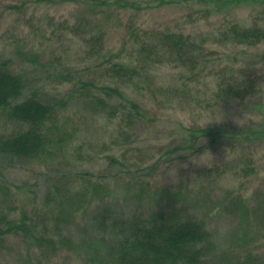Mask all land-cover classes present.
Returning a JSON list of instances; mask_svg holds the SVG:
<instances>
[{"label":"trees","instance_id":"16d2710c","mask_svg":"<svg viewBox=\"0 0 264 264\" xmlns=\"http://www.w3.org/2000/svg\"><path fill=\"white\" fill-rule=\"evenodd\" d=\"M167 2L182 9L188 5L187 17L194 14V8V15L208 17L238 4L258 6L264 12V0ZM193 2L203 6L197 8ZM82 4L78 27L84 29L77 28L92 62L88 69L103 72L106 81L82 79L63 69L56 74L54 91L33 74L41 58L40 46L30 43L25 51L17 48L14 58L24 60L20 67L15 63L18 59L0 56V113L17 127L10 135L0 136V158L10 163L48 164L71 154L81 160L84 145L76 142L78 126L68 110L72 100L82 98L93 117L115 127L102 149L105 168L99 173L50 177L51 188L40 205L37 185L11 188L0 182V246L17 239L29 259L40 252L68 257L67 264H209L215 259L226 264H264V158H258L264 153V112L249 121L240 117V124L224 117L203 119L201 125L188 124L172 114L173 100L185 94L197 98L196 88L189 86L202 81L213 85L209 98L200 100L204 111L264 110V77L252 71L264 65V54L250 59L253 64L248 67L236 62L222 68L219 51L210 50L183 28L149 27L142 22L139 17L145 9L140 3L83 0ZM116 7L139 14L138 18L131 14L134 22L126 26L129 36L113 49L107 47V35L114 27H123L109 16ZM222 25L218 36L226 47L248 50L264 45V27L258 23ZM150 68L171 73L173 126L165 140L168 143L154 147V158L144 163L137 158L140 144L142 139L147 142L144 137L155 121L142 101L149 93L155 96ZM141 127L143 132L137 134ZM158 141L156 137L153 143ZM219 147L226 151L225 162L191 168L192 158ZM172 168L177 170L175 182L160 186L159 176ZM258 182L262 187L249 195L247 185L256 187ZM224 215L239 221L241 237L236 247L222 253L217 251L219 233L214 225ZM72 222L84 226L88 222L99 234L98 240L85 243V249L94 248L89 260L80 259L79 243L84 241L70 229Z\"/></svg>","mask_w":264,"mask_h":264},{"label":"rangeland","instance_id":"374dc122","mask_svg":"<svg viewBox=\"0 0 264 264\" xmlns=\"http://www.w3.org/2000/svg\"><path fill=\"white\" fill-rule=\"evenodd\" d=\"M82 1L0 0V56L18 59L15 63L20 67L23 65L21 61L24 60L14 58L17 48L20 46L25 51L31 45L30 43H35L43 49L39 65L33 68V74L37 76L39 83L51 84V89L55 91L58 85L56 74L63 69L71 70L75 76L82 77V79L105 82L107 77L104 76L103 72L89 71L88 67L92 62L88 54L83 50L80 41L82 32L78 30V21L82 18L79 19L80 13L78 11L81 6L84 7ZM103 1L114 2L116 0ZM129 1L143 5L145 10L140 13L139 18L149 27L171 25L180 29L183 28L187 34H191L194 38L204 42L210 50H218L224 60L222 68L227 64L231 65L236 62L248 67V63L253 64L250 59L264 54V45L248 50L244 47L239 48L230 45L226 47L220 43L218 36L219 30L224 26L222 25L224 22L226 24L235 21L242 27L253 26L258 23L264 27V12L263 9H258V6L250 7L238 4L234 8L232 7L231 10L226 8L223 12L210 14L208 17L204 14L194 15L196 13L194 8L192 10L194 14L187 17L189 12L188 5H185L182 9L178 6H171L167 0ZM193 4L197 8L203 6L201 4L199 6L194 2ZM18 7L20 9H17ZM108 13L111 18L115 21H121L123 25L122 29L114 27L107 35L109 41L107 47L114 49L119 47L122 41L129 36L126 26L134 22L131 21V14L135 15L134 18H138L139 13L117 7ZM136 21L137 19H135ZM72 27L74 28L73 30L71 29ZM79 29L82 30L84 27ZM79 32L81 34H78ZM237 56L238 58H236ZM252 71L264 77L263 64L257 65ZM149 76H151L150 83L155 96L152 97L149 93L142 101L155 121L150 125L151 127H149L144 137L147 142L145 143L142 139V144H140L141 150L137 158L144 163H150L152 158H154L152 155L157 152V148L154 147H158V144L168 143L165 140L168 138L173 126V122L171 123V73L169 70L160 69L155 71L154 68H150ZM210 86H213L210 81H202L189 86L190 89L196 88L195 94L197 93V98H192L185 94L180 96L179 99L173 100L175 102L172 109L173 116L184 119L183 121L188 124L197 122V125H201L203 119H206V121H220L224 120V117L229 120H238L242 117L243 120L249 121L264 112V110L251 107L242 111L235 108L233 110L230 109L227 114L225 113L226 110L204 111L205 107L201 106L200 108V102L209 98V93L212 91ZM68 114L77 122L78 130L75 136L76 142L84 145L83 158L80 160L76 155L67 154L61 159L54 160L48 164L10 163L0 158V182L11 188L16 184H18L17 186H22L24 183H28L30 186L37 185L38 203L40 205L47 189L51 188V180L53 179L50 177L63 173L77 174L87 171L99 173L103 171L105 162L101 159V156H103L102 149L104 143L112 136L113 130H115L114 125L101 118L93 117L90 108L87 107L85 100L82 98H76L70 102ZM16 128V125L9 123L7 118L0 113V136L10 135ZM142 130L141 127L137 134L143 132ZM156 137L159 138V141L153 143ZM163 138L165 139L163 140ZM210 151L216 157V162H225L223 158L227 157L225 155L226 151L221 147ZM195 158H192L189 164L193 169H200L201 167L192 164ZM258 158H264V153L261 152ZM233 159L231 158L229 161ZM189 164L185 166L189 167ZM176 171L172 168L169 172L161 173L158 178V184L160 186L165 183L171 185L176 180ZM261 179H264L263 175ZM227 184L231 185L230 182ZM262 184L258 182L256 187L252 188L251 184H248L246 192L252 194V192L261 188ZM12 190L15 192L14 189ZM215 221L216 225H214V228L219 233V236L216 237L217 251L223 253L236 247L238 245L236 243L241 237L239 221L227 215L222 218H216ZM78 225L81 227H78ZM70 226L74 235L84 241V243H79L83 253L80 259L82 261L89 260L92 258L94 248L85 249V245L91 240L99 239L97 230L91 228L88 222L85 223V226L79 222H72ZM100 247L103 249L104 246L100 245ZM69 260L68 257L63 256H42L40 252L31 255L29 259L26 251L22 248V244L17 239H11L7 245L0 246V264H67ZM79 262L80 260L77 261V263ZM209 264H226V262L222 259H215ZM233 264L236 263L233 262Z\"/></svg>","mask_w":264,"mask_h":264},{"label":"clouds","instance_id":"9594fccd","mask_svg":"<svg viewBox=\"0 0 264 264\" xmlns=\"http://www.w3.org/2000/svg\"><path fill=\"white\" fill-rule=\"evenodd\" d=\"M238 124L240 122L236 121ZM216 163V157L210 150H205L199 153L197 157L192 161V164L197 167L210 168Z\"/></svg>","mask_w":264,"mask_h":264}]
</instances>
